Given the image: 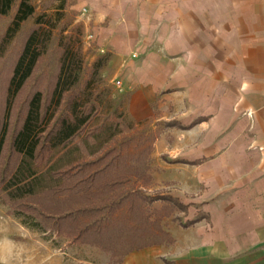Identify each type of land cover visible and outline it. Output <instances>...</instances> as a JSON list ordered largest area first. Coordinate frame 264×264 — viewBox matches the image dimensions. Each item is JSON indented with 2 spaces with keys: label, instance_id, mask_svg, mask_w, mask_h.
Segmentation results:
<instances>
[{
  "label": "crops",
  "instance_id": "crops-1",
  "mask_svg": "<svg viewBox=\"0 0 264 264\" xmlns=\"http://www.w3.org/2000/svg\"><path fill=\"white\" fill-rule=\"evenodd\" d=\"M67 2L128 114L161 129L148 190L186 208L120 264H264V0Z\"/></svg>",
  "mask_w": 264,
  "mask_h": 264
},
{
  "label": "trees",
  "instance_id": "trees-1",
  "mask_svg": "<svg viewBox=\"0 0 264 264\" xmlns=\"http://www.w3.org/2000/svg\"><path fill=\"white\" fill-rule=\"evenodd\" d=\"M66 2L58 0L54 14L42 13L35 18L7 83L6 114L0 125V203L7 206L8 214L26 217L31 227L94 246L120 264L134 250L171 243L161 228V219L177 208H186L170 196L142 195L140 190L150 183L145 157L140 163L133 159L136 164L119 153L106 162L111 152L96 158L97 146L109 142L120 130L112 132V125L95 126L100 114L99 71L107 55L92 64L87 80L76 90L83 72L80 25L60 29L55 72L45 89L37 88L27 98L21 124L8 144L12 160L4 163L3 159L12 103L47 52ZM13 9L4 39L12 38L35 14L30 0H0V18ZM126 102L127 98L125 106ZM163 126L181 127L175 122ZM160 132L157 129L140 137L152 144ZM150 143L143 150L146 155L151 153ZM139 179L140 184L135 185ZM158 200L164 205L152 212L156 216L151 219L144 204Z\"/></svg>",
  "mask_w": 264,
  "mask_h": 264
},
{
  "label": "rangeland",
  "instance_id": "rangeland-1",
  "mask_svg": "<svg viewBox=\"0 0 264 264\" xmlns=\"http://www.w3.org/2000/svg\"><path fill=\"white\" fill-rule=\"evenodd\" d=\"M30 1L35 7V14L32 18L22 23L19 30L12 38L4 39V34L10 25L14 9L8 15L0 18V125L6 114L7 83L11 76L15 59L22 47L23 39L29 30L34 27V21L38 15L42 13L54 14L58 5V0ZM250 1L255 2V0ZM67 7L68 2H66L62 20L54 32L47 52L42 57L32 77L27 81L25 87L18 93L12 103L9 113L6 146L3 153L4 163L8 160H12L8 144L14 131L21 124L27 98L35 89H45L49 77L55 72L57 59L60 53V49L58 48L60 29L67 27V30H70L77 25L82 27L83 72L81 73L79 85L76 87V90L83 86L89 76L92 64L101 57H94V52L91 49L92 44L90 39H87L88 34L85 33L84 26L81 22L76 21V15L68 11ZM67 30L64 34L67 33ZM5 40H8V42ZM107 62L104 63L99 71L101 80L98 84L99 88L97 92L100 93V95H98L97 103L99 106L98 112L100 114L96 118L95 126L97 127L101 124L107 126L112 125V132L118 130H120V132H117L109 142L104 141L100 146H97L98 152L96 148V158L111 152L104 162L110 161L113 156L119 153L123 157H128L129 163H134L133 159H138L136 163H140V160H143L145 157L149 167L150 153L146 155L143 150H146L150 142L143 140L140 135L156 132L158 128L150 126L147 122L134 120L128 114L125 106V95L121 92V88L116 87V79L110 80L109 75H105L104 72H102L106 69ZM121 112L122 116L118 115ZM113 125H117L116 130L113 129ZM155 141L156 140H154L152 144L150 143L151 147ZM86 159L91 158L87 157ZM150 183L146 188L140 190L142 191V195L155 196L158 194L155 191L148 190ZM139 184L140 179L135 185ZM136 187L137 186H135V188ZM153 203L144 204L145 213L151 214V219H154L156 216L155 213L152 212L158 210L153 207ZM173 212L174 211H172L170 215H172ZM110 258V253L101 251L94 246L73 242L70 238L64 235L58 236L48 229L39 230L33 228L30 226L26 217L8 214L7 206L0 203V264H114L116 259L113 258L110 260Z\"/></svg>",
  "mask_w": 264,
  "mask_h": 264
},
{
  "label": "built area",
  "instance_id": "built-area-1",
  "mask_svg": "<svg viewBox=\"0 0 264 264\" xmlns=\"http://www.w3.org/2000/svg\"><path fill=\"white\" fill-rule=\"evenodd\" d=\"M91 38H92V35L91 34L87 35V39H90L91 40ZM132 56H134V55H132ZM115 85L118 88H121L122 87V84H121V82L119 80H116L115 81Z\"/></svg>",
  "mask_w": 264,
  "mask_h": 264
}]
</instances>
